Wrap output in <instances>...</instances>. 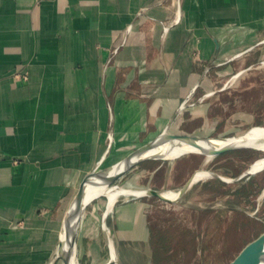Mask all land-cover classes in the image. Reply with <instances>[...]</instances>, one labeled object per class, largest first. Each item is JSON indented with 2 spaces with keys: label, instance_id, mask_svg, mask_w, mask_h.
Masks as SVG:
<instances>
[{
  "label": "crops",
  "instance_id": "crops-1",
  "mask_svg": "<svg viewBox=\"0 0 264 264\" xmlns=\"http://www.w3.org/2000/svg\"><path fill=\"white\" fill-rule=\"evenodd\" d=\"M262 32L264 0H0V264L61 262L62 217L83 177L173 127L204 75ZM149 198L117 203L105 224L104 209L88 215L92 245L109 255L110 235L122 264V239L144 231L148 246Z\"/></svg>",
  "mask_w": 264,
  "mask_h": 264
},
{
  "label": "rangeland",
  "instance_id": "rangeland-1",
  "mask_svg": "<svg viewBox=\"0 0 264 264\" xmlns=\"http://www.w3.org/2000/svg\"><path fill=\"white\" fill-rule=\"evenodd\" d=\"M256 41L262 42L227 66L211 69L204 75V81L185 102L170 132L234 136L252 127L264 126V65L260 64L264 62V32L259 34ZM249 66L250 69H246ZM243 69V73L226 86V82ZM184 154L179 159H174L178 155L172 156V161L140 162L121 179L128 177L129 186H163L166 190L177 188L198 169H208L234 178L250 162L264 156L263 152L252 149L227 151L211 158L198 153ZM157 165L161 168L151 173ZM215 185L211 197H208L210 193L205 194L207 197L193 194L195 197L191 195L180 202L182 206L180 203L149 198L152 206L147 217L154 232L153 237H162V243L156 241L155 246H145V264H229L245 244L264 230V198L259 199L264 185V170L233 183L216 182ZM228 190L233 191L231 205L224 199ZM122 201L120 197L117 203ZM106 202L105 197H100L86 207L82 232L89 236L78 246V253L84 252L83 259L79 260L81 264H103L104 259L99 262H94V259L108 255L100 241L92 245L91 238L97 236L98 239L97 222L88 216L92 214L100 218ZM203 209H207L206 212L198 216L197 213ZM180 211H184L185 216L196 215L194 228L182 225L184 219V223L190 224L187 218H180ZM215 211V219L208 220L207 217ZM155 248L158 249L156 257L160 256V262L152 263ZM141 249L139 247L138 251ZM78 253L76 256L79 259ZM124 264L131 262L127 260Z\"/></svg>",
  "mask_w": 264,
  "mask_h": 264
},
{
  "label": "water",
  "instance_id": "water-1",
  "mask_svg": "<svg viewBox=\"0 0 264 264\" xmlns=\"http://www.w3.org/2000/svg\"><path fill=\"white\" fill-rule=\"evenodd\" d=\"M262 42V41H260ZM259 42V43H260ZM254 46H251L247 48L246 50L237 53L233 58L239 57L248 50L252 49ZM246 69H250V66L247 67ZM207 71V69L204 71ZM243 70H240L236 72L233 76H239L243 73ZM185 102L181 104V106L178 108V112L181 111V109L184 107ZM173 119L169 122V125L166 129L158 133L153 139L148 141L147 143H144L143 145L135 148L131 152H129L127 155H125L123 158L120 160L116 161L113 164L110 165H105L101 166V161L103 158H105L110 150V146L113 141V135L112 133H109V140L107 142V146L105 149V153L103 155V158L100 160L99 165H97L92 171L87 173L83 179L81 180L78 189L71 199L61 221L60 225V230H59V235H58V245H57V251H56V257L55 259L61 260L62 264H81L79 262V259L77 258V247H76V235H77V230L79 227V223L81 221L82 216L84 215V212L86 210V207L95 199H98L100 197H105L107 200V195L106 192L108 189L111 188H116V189H122L125 190V193H128V195H120V197L123 198V201H128L134 197H139V196H153L157 197L162 201L165 202H170V203H179V201H169L166 200L162 197V193L164 191V188L162 189H154L151 187L147 186H129L128 185V177H125L124 179L123 176L132 169L133 167L137 166L140 162L146 161V160H161V161H172L174 159H177L183 155L186 154H181L175 157L174 159H169V157H166L165 155H154V154H145V152L152 150L157 146L156 140L160 136H166L169 137L173 140H179V139H186L188 140V143L192 146H197V147H202L210 144H215L221 141L225 140H232L234 141V145H229L228 147L222 148V150L218 151L216 154L212 155L214 157L215 155L231 151V150H237V149H252L256 151H261L264 153V147L260 144L257 143H252L249 141H246L242 139V136L245 135L246 131L236 134L234 136H200V135H192V134H178V133H172L170 132V125L172 124ZM257 127V126H256ZM182 141V140H181ZM180 142V141H178ZM177 143V142H176ZM172 144V147L177 146V144ZM206 156V154H201ZM128 161H131L128 166L121 170V167ZM104 172L103 177H102V187L100 190L97 192H94L93 194L88 195L87 197H83V184L86 181L88 177L91 175L95 174L96 172ZM210 171V170H206ZM119 172V173H118ZM212 173H215L213 177L218 178L219 180L223 182H229L224 179H222L221 175L217 172L210 171ZM250 174L254 173H249L247 171L241 172L238 176L231 178L230 182H235L238 181L245 176H248ZM192 177L186 182L184 187H182L179 191L181 192L182 190H186L188 186L192 182ZM138 192L139 194H132ZM124 193V194H125ZM118 198V199H119ZM118 201V200H117ZM117 201L113 205V207L117 204ZM107 205L108 203L106 202V206L104 209L103 213V224H105V218L107 216L106 210H107ZM112 207V209H113ZM112 211V210H111ZM74 219L72 229H68V223ZM72 236V242L75 246L76 253H74V257L71 254L70 247L68 244L69 241V235ZM106 242L108 246V251H109V258L106 261L105 264H120L119 259H118V250L117 246L113 243L110 235H106ZM51 264V263H48ZM229 264H264V230L258 234L254 239L249 241L247 244H245L242 249L238 252V254L235 256V258L229 263Z\"/></svg>",
  "mask_w": 264,
  "mask_h": 264
},
{
  "label": "bare ground",
  "instance_id": "bare-ground-1",
  "mask_svg": "<svg viewBox=\"0 0 264 264\" xmlns=\"http://www.w3.org/2000/svg\"><path fill=\"white\" fill-rule=\"evenodd\" d=\"M261 65H264V62L260 63ZM257 67H259L257 65ZM238 76H232L227 82L226 86L232 84ZM242 139L252 142V143H257L260 144L264 147V126H257V127H252L249 130L246 131L245 135L242 136ZM182 140V141H181ZM180 141V142H178ZM177 142V143H176ZM177 144V146L172 147V144ZM157 146H155L154 149L149 150L145 152V154H154V155H165L166 157H169V159L174 156V155H180L184 153H198V154H206L207 158H211L212 155L216 154L218 151L222 150V148L228 147L229 145H234V141L230 140H225L221 141L215 144H210L202 147H197V146H192L190 143H188V140L186 139H177L173 140L169 137L166 136H160L156 140ZM131 161L126 162L122 167L121 170L125 169L128 164H130ZM264 170V156L257 158L253 160L251 163H249L244 171H247L249 173H257ZM105 171L103 172H96L95 174L91 175L86 179V181L83 184V197H87L90 194H93L94 192H97L98 190L101 189L102 187V177ZM119 173V172H118ZM215 173H212L210 171L206 170H197L192 177V182L200 181V180H205L210 177H213ZM221 175V174H220ZM222 179L226 181H231L230 177H226L224 175H221ZM88 180V181H87ZM187 181V180H186ZM125 190L122 189H116V188H111L108 189L106 192L107 195V210L106 213L108 214L111 210L115 202L118 200L120 195H128V193H125ZM132 194H139L138 192L132 193ZM226 194V193H225ZM184 195V190H182L180 193L174 190H164L162 193V197L166 200L169 201H181ZM264 198V186L261 190V194L259 199L261 200ZM74 219L71 220L68 223V229H72ZM69 235V234H68ZM69 241V247L71 254L74 257V253H76L75 246L72 242V236H68Z\"/></svg>",
  "mask_w": 264,
  "mask_h": 264
},
{
  "label": "flooded vegetation",
  "instance_id": "flooded-vegetation-1",
  "mask_svg": "<svg viewBox=\"0 0 264 264\" xmlns=\"http://www.w3.org/2000/svg\"><path fill=\"white\" fill-rule=\"evenodd\" d=\"M216 67H219V66H216ZM215 93H216V91H215ZM237 150H240V149H237ZM231 151H233V150H231ZM162 162H164V161H162ZM212 168L213 167H211L209 169H212ZM202 170H208V169H202ZM196 171L197 170H195L194 173ZM210 171H212V170H210ZM262 171H260V172H262ZM257 173H259V172H257ZM193 174H190L186 179H184V181L179 186H176L177 188L172 187V189H166V190L179 191L182 187H184V185L186 184V182L190 179V177ZM219 174H221V173H219ZM254 174H256V173H254ZM216 182L233 183V182H223V181H221V180H219L218 178H215V177H210V178L205 179V180L191 182V184L188 186V188L184 191L183 198H182L181 201H179V203L182 202V201H184L185 198L189 199L191 197V195L193 197H195L194 195H196V196L204 195L205 196L206 193H210L208 195V197H211V191H212V194H213V192H215L214 190L216 188V185H215ZM232 192H233L232 190H228L226 192V194L224 195V199L226 200L227 203H230V205L232 203V195H233ZM205 197H207V196H205ZM152 198L159 199V198L153 197V196H152ZM180 205L182 206L181 203H180ZM205 210H207V209L201 210V212H198L197 215L200 216V214L205 213L206 212ZM149 211H151V207H150V210ZM224 211L226 212L227 209H224ZM216 212L217 211L213 212V214L211 216L207 217V218H209L208 220L211 221V220L215 219ZM148 214H147V216H148ZM186 216L184 214V211H182V212L180 211V218H182V219H183V217L187 218V220H189L188 223L190 224V225H188V224L184 223V221L186 220V219H184L183 220V223L181 222L182 225L184 227L186 226L187 228H194L195 227V225H194V223H195L194 218H195L196 215H193L192 216L190 214H187ZM204 217H206V215H204ZM203 223H206V222H203ZM148 228H149L148 245L155 246L156 245V241L161 242L162 237H160L158 239H155V237H153L154 232L152 230V226H151V223H150L149 219H148ZM142 233H144V231L139 232V235L138 236H136V235L135 236L130 235V237H128L127 239H122L120 241V245H119L120 257L126 256L128 258V260L131 262V264H145L144 260L146 258H144V253L143 252H144L145 246H147V244H145L146 241H145L144 237L142 236L143 235ZM139 247L142 248L141 251H138V248ZM157 254H158V249L155 248L154 249V258H153L152 263L160 262L159 261V257L160 256L159 257H156Z\"/></svg>",
  "mask_w": 264,
  "mask_h": 264
},
{
  "label": "built area",
  "instance_id": "built-area-1",
  "mask_svg": "<svg viewBox=\"0 0 264 264\" xmlns=\"http://www.w3.org/2000/svg\"><path fill=\"white\" fill-rule=\"evenodd\" d=\"M167 29V27H165V30ZM108 140H109V135H108Z\"/></svg>",
  "mask_w": 264,
  "mask_h": 264
}]
</instances>
